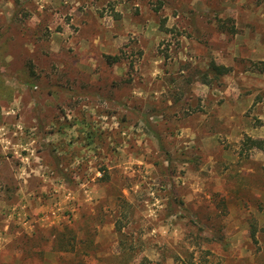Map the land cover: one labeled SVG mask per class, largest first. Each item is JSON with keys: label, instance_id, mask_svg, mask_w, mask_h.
<instances>
[{"label": "rangeland", "instance_id": "obj_1", "mask_svg": "<svg viewBox=\"0 0 264 264\" xmlns=\"http://www.w3.org/2000/svg\"><path fill=\"white\" fill-rule=\"evenodd\" d=\"M245 136L264 0H0V264H264Z\"/></svg>", "mask_w": 264, "mask_h": 264}, {"label": "trees", "instance_id": "obj_2", "mask_svg": "<svg viewBox=\"0 0 264 264\" xmlns=\"http://www.w3.org/2000/svg\"><path fill=\"white\" fill-rule=\"evenodd\" d=\"M106 59L108 62L113 63L115 61H117V57L116 56H106ZM230 71V69L227 66L224 65H217L212 63L207 70L205 71L204 78H207L208 74L211 73L214 77H219L220 75H224L226 73H228ZM207 80L204 81V83H206ZM243 144L245 146L246 150H250L253 148L259 149L261 151H264V137L262 138H253L251 136H245V138L243 139ZM176 264H188L186 263L183 259L180 260L179 258L176 260ZM189 264H193V263H189Z\"/></svg>", "mask_w": 264, "mask_h": 264}]
</instances>
